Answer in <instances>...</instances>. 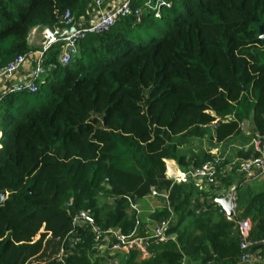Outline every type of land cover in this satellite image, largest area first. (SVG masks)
<instances>
[{
	"label": "trees",
	"instance_id": "trees-1",
	"mask_svg": "<svg viewBox=\"0 0 264 264\" xmlns=\"http://www.w3.org/2000/svg\"><path fill=\"white\" fill-rule=\"evenodd\" d=\"M167 1L172 9L176 0ZM181 3L173 17L164 9L160 19L121 18L108 32L87 36L66 65L53 46L47 62L54 69L33 95L47 87L41 107L24 114L21 94L3 98L0 264H60L61 249L63 264H105L111 256L96 249L104 236L73 219L88 212L105 235L136 228L143 238L129 202L152 191L167 194L149 215L157 224L169 221L167 241L152 244L147 260L129 252L123 264H237L236 220L227 221L212 196L197 201L191 182L168 179L164 161L185 170L190 162L180 152L193 141L221 144L241 135L237 112L248 91L254 97L248 136L264 134V0ZM91 7L92 0H0V65L35 48L28 42L34 28L58 27L65 11L76 20ZM150 18L151 25L165 20L163 35L135 43L133 31ZM212 156L193 157V168ZM218 179L230 187L229 178ZM257 183L235 187L237 220L251 222L253 241L264 239V183ZM101 198L107 201L99 204Z\"/></svg>",
	"mask_w": 264,
	"mask_h": 264
},
{
	"label": "built area",
	"instance_id": "built-area-1",
	"mask_svg": "<svg viewBox=\"0 0 264 264\" xmlns=\"http://www.w3.org/2000/svg\"><path fill=\"white\" fill-rule=\"evenodd\" d=\"M139 3V5H134ZM171 3L167 0H92V7L88 15L75 20L70 11H65L60 18L59 26L49 28H34L28 42L36 32L40 37L39 42L33 50H29L23 55H17L7 64L0 65V81L10 79L16 74L24 64L30 66L29 78L24 81H18L11 84L5 94H29L34 95L39 91L41 81L54 69V65L47 62V53L53 46L59 45V54L57 60L60 64H68L78 52V45L89 35H99L108 32L121 18L133 17L136 23H140L144 14H149L155 19H160L164 9H170ZM33 44V43H32ZM4 94H0V102ZM252 146L255 155L245 159H235L227 162L225 155L213 154L212 159L194 167L187 173H179L178 177L166 176L168 179L180 183L189 179L194 180L198 186L216 187L219 177L226 178L232 173L250 174L264 179V134L256 135L252 139ZM219 175V177H218ZM214 193V192H213ZM216 191V196L218 195ZM153 196H162L167 200V194L158 195L152 191ZM226 194H219L217 198H222ZM232 217H228L224 211L219 212L229 222L236 220L233 227V236L239 239L240 256L237 264H248L255 253L251 249L258 248L264 252V239L253 241L249 238L252 224L248 219L237 220L236 211L238 209L236 191L230 196ZM130 212L135 214V220L139 224L140 209L137 204L129 202ZM74 224L85 223L92 227L93 232L99 236L103 235L101 243L96 247L97 251L109 249L114 252H121L125 256L129 252H138L142 259L149 258L147 248L151 244H161L167 241L165 231L169 221H162L156 224L152 233L145 238L137 236L136 228L128 235L109 231L106 236L94 227L93 216L88 212H80L73 219ZM136 225L135 227H137ZM256 250V251H257ZM67 253L60 250L55 257L57 262L63 264Z\"/></svg>",
	"mask_w": 264,
	"mask_h": 264
},
{
	"label": "crops",
	"instance_id": "crops-1",
	"mask_svg": "<svg viewBox=\"0 0 264 264\" xmlns=\"http://www.w3.org/2000/svg\"><path fill=\"white\" fill-rule=\"evenodd\" d=\"M33 45L35 47L38 46L37 43H33ZM29 73H30V66L28 64H24L22 68L16 74H14L10 79L0 81V94H4V96L2 97V100L5 96L8 95V94H5L7 88L11 84H14L18 81L27 80L29 78L28 77ZM46 78L47 77H45L41 81L40 86L44 84L45 80H47ZM245 127H248V128L245 130L244 124L241 125V130L244 133L243 136L241 135L238 137L230 138L229 140L221 144H215L213 141L210 143L204 140V141H200L202 145L201 147L202 149L199 147L197 150H194L193 146L195 142L193 141V143H191L192 146L190 145L192 147L191 150H187L186 148L185 149L181 148L182 151L180 153L184 154L186 156L187 161L190 162L189 167H186V171L188 170V168L193 167L191 159H193V157H198L200 159L202 157V154H204V152L207 154L209 153L211 155H213L214 153L216 154L220 153L218 155H222V156L225 155V158L228 156L229 157L228 159L230 161H234L235 159H245V156H247L246 158H249L255 155L254 149L252 146V139L250 141L247 140L245 144H244V141L243 142L240 141L242 137L245 138V136L249 135L248 131L250 130V122H245ZM208 143L210 144V146L206 149L205 146H208L209 145ZM164 163H165V168H166L165 175L167 174L168 176L178 177L179 173H184L178 168V165L175 163V161L165 160ZM235 174H237L238 177L237 176L234 177V175L231 176V174L227 176V178H229L230 183H231L230 187L227 188V187H224V185L220 184L219 186L220 190L218 191L219 193L215 197V199L219 196V194L221 193L226 194L230 188H233V187L235 188L236 186H239L242 184L253 186L254 185L253 182H258L257 185L264 183L263 178L255 177L253 173H250L247 175L238 174V173H235ZM187 182H189V180L186 181V183ZM192 182H194V186L197 189L198 194H200L198 195L197 201L203 202L211 198V195L209 194V190H208L209 188H206L205 186H198L195 181H192ZM105 201H107V199L101 198L99 200V204H103ZM164 201L165 200L162 198V196H153L152 194H150L149 196L143 198L141 201L137 203L140 209L139 224L140 225L142 224V226L145 228V231H144L145 237H148L152 233L151 231L153 230L154 226L157 224L151 219V217H149V215L152 214L157 208H160ZM139 224L138 222H136L135 226ZM111 231L120 233L118 230H111ZM151 245H149V247ZM107 250L108 251L106 250L99 251L102 257H105V254L111 256V258L108 261H106L105 264H123V258L124 259L126 258L124 254H122L121 252L110 251L109 249ZM105 252H107L108 254ZM148 253L150 255L149 251ZM139 258L140 260L149 259V258L142 259L140 255H139ZM183 264H191V262L185 260ZM248 264H264V252L262 250L255 251V253L252 255V258Z\"/></svg>",
	"mask_w": 264,
	"mask_h": 264
},
{
	"label": "rangeland",
	"instance_id": "rangeland-1",
	"mask_svg": "<svg viewBox=\"0 0 264 264\" xmlns=\"http://www.w3.org/2000/svg\"><path fill=\"white\" fill-rule=\"evenodd\" d=\"M181 4H182L181 3V0H176L173 3L172 9H170L168 12H165L164 14L166 16L173 17L174 15L178 14L182 10V5ZM152 19L153 18H150V20L144 21V23L140 27H138L136 30L133 31V36H134L135 43L145 44V43L149 42L151 39H154V38L157 39V38H160L163 35L164 32H163V29H161V27L164 26L165 20L156 22L153 25H151ZM38 35H39L38 32H36L34 35H32L33 36V38L31 39V42L32 43H38L39 42L40 37H38ZM61 77L62 76H60L59 79ZM40 94L41 95L38 96V97H36V98H33V95H29V94H21L20 96H18V97H23V99L25 100V104H23L21 106L19 105L20 106L21 113H24L25 114L26 112H29L32 109L41 107L45 103V101L47 99V95L49 94V91H48L47 87H44L43 86L41 88V90H40ZM252 95L253 94L251 93V91L246 92L244 94V96H245L244 97V100L241 101V103H240V105L238 107L237 120L241 122V125L244 124V129L245 130L248 128V127H245V122H250L249 120H250L251 113H252V109H253V105H254V97ZM17 100H19V99H17ZM16 104L18 105V103H16ZM210 132H212V128L209 129L208 135H209ZM241 135L242 136L244 135L243 131H242V134ZM241 135H237L235 137H238V136H241ZM207 139H209L208 136H207ZM251 139H252L251 137L245 136V138L242 137L240 139V141L241 142L244 141V144H245L247 140L250 141ZM200 145H201V142L200 141L195 142L194 143V146H193L194 150H197L199 147L201 148L202 145L201 146ZM209 146H210V144L208 146H205L206 149ZM214 154L216 155V153H214ZM217 154H220V153H217ZM228 158L229 157L227 156L226 157V161L227 162H230V160ZM178 168H179V166H178ZM192 169H193V167L188 168L187 171H186V169L185 170L180 169V170L182 172H184V173H187L188 171H191ZM232 175H234V177H236V176L238 177V175L235 174V173H232L231 176ZM166 176H167V174H166ZM218 177H219V175H218ZM192 181H194V180L189 179V182H191L192 184H194V182H192ZM218 181H219V179H218ZM219 186H220V183L217 182L216 183V188L214 189V193L213 194L211 193V196H212V199L211 200H213V201L215 200L217 189H218V191L220 190ZM206 188H209L208 189L209 192H210V190H212V186L211 185H209ZM237 191H238V189H236V192ZM216 206L214 207L215 209H217ZM238 206H239V208L236 211V215L237 216H238V212L240 210V205H238ZM214 215H216L215 211H214ZM237 216H236V218H237ZM106 251H108V250H106Z\"/></svg>",
	"mask_w": 264,
	"mask_h": 264
},
{
	"label": "water",
	"instance_id": "water-1",
	"mask_svg": "<svg viewBox=\"0 0 264 264\" xmlns=\"http://www.w3.org/2000/svg\"><path fill=\"white\" fill-rule=\"evenodd\" d=\"M259 39L264 40V34L261 33V28H259ZM234 191H235L234 187L230 188L224 197L216 198L213 201V204H216L218 207H220L228 217L233 216V212L231 210L230 196ZM5 199H6V193L4 192L0 193V205ZM171 238H174V235H172ZM257 249L258 248H253L251 249V252L256 251Z\"/></svg>",
	"mask_w": 264,
	"mask_h": 264
}]
</instances>
